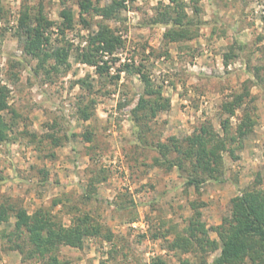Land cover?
I'll return each mask as SVG.
<instances>
[{
    "label": "rangeland",
    "instance_id": "374dc122",
    "mask_svg": "<svg viewBox=\"0 0 264 264\" xmlns=\"http://www.w3.org/2000/svg\"><path fill=\"white\" fill-rule=\"evenodd\" d=\"M80 1L0 0V87L8 104L0 206L41 211L64 227L89 215L101 234L78 248L59 245L60 264H211L221 248L215 228L231 217V199L264 191V0H125L110 19L87 13L86 25ZM64 8L75 23L62 35ZM24 10L32 21L41 10L54 23L49 48L70 46L67 65L24 53L18 28ZM101 25L124 42L103 75L75 60ZM180 28L189 30V40L165 39ZM124 63L141 66L168 109L133 114L139 98L148 97L139 75L118 71ZM246 91L224 135L222 104ZM245 113L251 131L240 143L230 141ZM205 124L226 137L234 154L222 152L220 179L207 178L196 191L187 184L188 163L169 164L177 156L171 138L182 141ZM159 143L169 147L165 156ZM14 224L12 216L0 224V264H47L27 256L31 246Z\"/></svg>",
    "mask_w": 264,
    "mask_h": 264
},
{
    "label": "trees",
    "instance_id": "16d2710c",
    "mask_svg": "<svg viewBox=\"0 0 264 264\" xmlns=\"http://www.w3.org/2000/svg\"><path fill=\"white\" fill-rule=\"evenodd\" d=\"M106 2L104 6L100 2ZM175 2L176 0H170ZM125 0H82L78 3L79 21L87 24L84 15L93 12L103 19H110L118 15L124 9ZM178 10L183 11V6L175 9L177 16L171 18L176 25H181L182 16ZM62 22L57 30L64 35L66 30L72 29L75 18L71 9L64 8L59 13ZM54 23L46 19L41 10L33 19L30 18L27 10H24L19 18L18 28L22 34L19 40L22 43L23 51L29 56H40L41 63H46L49 59L55 62L56 66L67 65L70 53V46H57L49 48L50 33ZM169 42L189 40L191 34L186 28L173 29L164 34ZM123 40L120 36L112 33L106 26H99L96 32L87 37V46L75 55V60L92 66L99 75L108 74L112 65L118 62L114 57L118 49L123 46ZM104 57H110V61L103 60ZM127 74L139 75L145 83L146 90L144 96L140 97L133 114L140 110H148L151 116L157 112L169 108V102L164 99L159 89L152 90L149 77H147L141 66H135L133 63L121 64V70ZM118 78V75L115 76ZM249 94L244 92L236 95L230 102L222 104V112L228 117L221 121V129L224 135H228L231 130V117L235 116L236 109L241 108L243 100ZM7 90L0 87V143L7 140L8 125L2 115L8 110L6 101ZM253 122L247 113L244 114L241 122L235 128L233 135H230V141L241 142V139L251 131ZM226 137L218 134L211 125H201L199 129L191 135L186 136L182 141H174L173 152L177 156L169 162L171 166L184 169L185 163H188L190 171L187 178V184L200 190V186L205 183L207 178L220 179L223 168V158L221 153L229 151L232 155L234 150H227ZM157 150L162 156H165L169 147L166 144H157ZM159 163V160H156ZM231 217L223 220V223L215 228L221 242L219 255L211 264H264V191L256 189L246 190L242 196H236L231 199ZM14 217V228L17 233L24 232L27 242L31 246L28 257H39L42 260L47 259V264H60L55 255L57 247L64 245L72 248L82 246L83 239L89 236H98L101 234L99 225L93 223L91 217L87 214L75 216L70 227H64L55 224L41 211L29 214L25 209L11 205L0 206V224L7 222L10 217ZM201 232L207 236V230L201 225ZM105 239H110L106 236ZM19 253L23 256L24 252L17 246ZM20 248V249H19ZM26 257V256H25Z\"/></svg>",
    "mask_w": 264,
    "mask_h": 264
}]
</instances>
